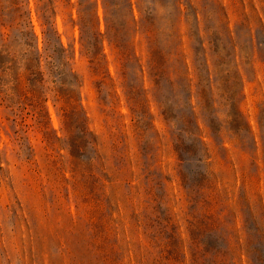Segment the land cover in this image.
Returning a JSON list of instances; mask_svg holds the SVG:
<instances>
[{"label": "rangeland", "instance_id": "rangeland-1", "mask_svg": "<svg viewBox=\"0 0 264 264\" xmlns=\"http://www.w3.org/2000/svg\"><path fill=\"white\" fill-rule=\"evenodd\" d=\"M0 264H264V0H0Z\"/></svg>", "mask_w": 264, "mask_h": 264}, {"label": "trees", "instance_id": "trees-1", "mask_svg": "<svg viewBox=\"0 0 264 264\" xmlns=\"http://www.w3.org/2000/svg\"><path fill=\"white\" fill-rule=\"evenodd\" d=\"M18 86V85H17ZM18 88V87H17ZM23 94H26L25 92Z\"/></svg>", "mask_w": 264, "mask_h": 264}]
</instances>
